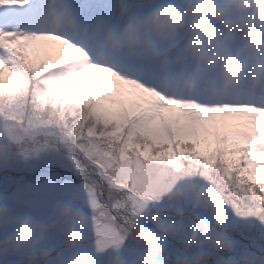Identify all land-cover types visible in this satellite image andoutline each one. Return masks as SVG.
I'll list each match as a JSON object with an SVG mask.
<instances>
[{"label":"snow or ice","instance_id":"6c2138e0","mask_svg":"<svg viewBox=\"0 0 264 264\" xmlns=\"http://www.w3.org/2000/svg\"><path fill=\"white\" fill-rule=\"evenodd\" d=\"M115 5L0 0V99L31 97L71 110L60 143L85 177L90 239L118 244L134 198L146 194L153 173L169 170L195 174L237 216L264 223V87L225 93L209 84L185 94L175 73L164 76L147 61L101 59L99 38L116 26ZM45 148L37 140L31 155ZM169 256L176 259L174 248Z\"/></svg>","mask_w":264,"mask_h":264},{"label":"clouds","instance_id":"9594fccd","mask_svg":"<svg viewBox=\"0 0 264 264\" xmlns=\"http://www.w3.org/2000/svg\"><path fill=\"white\" fill-rule=\"evenodd\" d=\"M115 28L99 38L105 56L139 58L191 94L213 85L221 92L264 87V0H156L130 7L117 0ZM73 121L70 109L31 97L0 99V165L27 158L37 140L54 148ZM228 207L215 187L195 174L153 173V183L134 198L115 246L90 240L84 208L75 201L54 205L46 219L26 214L9 220L0 208V258L23 264H217L232 256L226 228ZM59 229L62 247L54 255L42 241ZM175 249L176 259L169 256ZM110 253V254H109Z\"/></svg>","mask_w":264,"mask_h":264},{"label":"rangeland","instance_id":"374dc122","mask_svg":"<svg viewBox=\"0 0 264 264\" xmlns=\"http://www.w3.org/2000/svg\"><path fill=\"white\" fill-rule=\"evenodd\" d=\"M44 169L47 171L44 172ZM84 182V174L76 167L68 148L62 144L45 148L27 158L13 156L6 164L0 165V208L7 212L10 221L26 214L46 219L51 208L57 204L75 201L83 207ZM226 228L234 261L240 258L233 256H248L253 250L262 248L259 242H264V223L255 217H239L228 210ZM10 230V226L0 227V240ZM42 245L54 255L62 247L61 231L57 229L45 237ZM0 264L23 262L19 257L3 256Z\"/></svg>","mask_w":264,"mask_h":264}]
</instances>
